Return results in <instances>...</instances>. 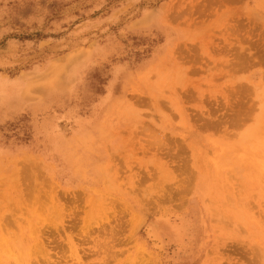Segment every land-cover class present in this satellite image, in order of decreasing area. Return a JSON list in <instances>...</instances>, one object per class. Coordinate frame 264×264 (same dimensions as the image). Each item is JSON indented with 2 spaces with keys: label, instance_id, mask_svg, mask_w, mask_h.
I'll list each match as a JSON object with an SVG mask.
<instances>
[{
  "label": "rangeland",
  "instance_id": "obj_1",
  "mask_svg": "<svg viewBox=\"0 0 264 264\" xmlns=\"http://www.w3.org/2000/svg\"><path fill=\"white\" fill-rule=\"evenodd\" d=\"M262 106L264 0H0V227L44 213L32 264H264Z\"/></svg>",
  "mask_w": 264,
  "mask_h": 264
},
{
  "label": "bare ground",
  "instance_id": "obj_2",
  "mask_svg": "<svg viewBox=\"0 0 264 264\" xmlns=\"http://www.w3.org/2000/svg\"><path fill=\"white\" fill-rule=\"evenodd\" d=\"M207 10V9H206ZM228 10V9H227ZM227 12V11H226ZM234 12V11H233ZM232 34V33H231ZM230 35V34H229ZM234 35V34H233ZM239 35V34H238ZM229 37V36H228ZM240 37V36H239ZM242 40V39H241ZM241 43H242V41H241ZM237 44V43H236ZM235 44V45H236ZM234 45V44H233ZM240 45V44H239ZM243 45V44H242ZM240 48H242V47H240ZM244 49V46H243V48L241 49V51H244V53H245V50H243ZM242 54H243V52H241ZM229 54V53H228ZM246 56V55H245ZM236 62V61H235ZM240 62V61H239ZM234 63V62H233ZM232 62L230 63V64H233ZM237 64V63H236ZM242 65H244V64H242ZM233 66V65H232ZM234 67V66H233ZM242 67V66H241ZM262 96V95H261ZM263 97V96H262ZM262 112H260L261 114L264 112L263 110H264V106H262ZM260 114V115H261ZM255 117H257V116H255ZM259 117V116H258ZM263 119V117H262V115L258 118V122H257V120L255 121V123L254 124H257V123H259V125H261L262 123H264L263 121L264 120H262ZM253 121V122H254ZM219 124V123H218ZM215 125V124H214ZM248 127H250V126H248ZM264 127V126H263ZM262 127V128H263ZM65 128V127H64ZM217 128H219V127H217ZM221 128V127H220ZM223 128H225L224 126H223ZM251 128V127H250ZM260 128V127H259ZM262 128H260V129H262ZM246 129H247V127H246ZM220 130V129H219ZM226 130V132H227V130H229V129H225ZM242 130H244V129H242ZM253 131V133L255 132V130L254 129H250L249 130V132H252ZM223 132H225L224 130H223ZM222 133V132H221ZM228 134H226L227 136L226 137H229L231 134H229L230 132H227ZM256 133V132H255ZM237 134L238 133H236V136H237ZM252 134V133H251ZM240 136V135H239ZM226 137H225V139H226ZM230 138V137H229ZM229 138H227V139H229ZM232 138V137H231ZM238 138V137H237ZM234 139V138H233ZM244 139V138H243ZM242 140V139H241ZM245 140V139H244ZM248 140V139H247ZM237 142V141H236ZM239 142V141H238ZM248 142V141H247ZM243 143V142H242ZM241 143V144H242ZM244 143H246V141H244ZM240 146H242V145H240ZM239 146V147H240ZM250 146V145H249ZM246 147V146H245ZM231 148H232V146H231ZM230 148V149H231ZM247 148H248V145H247ZM227 149V148H226ZM236 150V149H235ZM235 150H233V151H235ZM223 151V150H222ZM232 150H231V152H233ZM218 152V151H217ZM246 152V151H245ZM252 152V151H251ZM229 153V152H228ZM248 153V152H247ZM230 154V153H229ZM224 155H226L225 153H224ZM231 156H232V153L230 154ZM253 155V154H252ZM260 156V155H259ZM221 157L223 158L224 156L223 155H221ZM226 157V156H225ZM263 157V156H262ZM232 158V157H231ZM230 158V159H231ZM236 158H238L237 156H236ZM236 158H234V159H236ZM257 158V157H256ZM264 158V157H263ZM224 159V158H223ZM227 159V158H226ZM251 159H253V158H251ZM233 160V159H232ZM237 160V159H236ZM238 161H239V159H238ZM247 161V160H246ZM253 161H255L254 159H253ZM225 163V162H224ZM234 163V162H233ZM232 162H231V164H233ZM199 164V163H198ZM248 164V163H247ZM158 165H159V167L161 168V167H163L164 169H168L169 168V163L168 162H166V161H158ZM208 165V164H207ZM212 165V164H211ZM249 165V164H248ZM253 165H255V163H252L250 166H252L251 168H253ZM260 165V164H259ZM262 165V164H261ZM244 166V165H243ZM209 167V166H208ZM245 168V167H244ZM243 168V169H244ZM247 168V167H246ZM121 169V168H120ZM162 169V168H161ZM203 169V168H202ZM238 169V168H237ZM236 169V167H235V170H237ZM241 169H242V167H241ZM240 169V170H241ZM212 170V169H211ZM245 170V169H244ZM254 170V169H253ZM207 171V170H206ZM212 171H214V170H212ZM238 171L239 170H237V173H238ZM232 172V171H231ZM240 172V171H239ZM242 172V171H241ZM255 172V171H254ZM119 173H120V171H119ZM229 173H230V171H229ZM262 173V172H261ZM106 175H107V173H106ZM204 175H206V174H204ZM230 175H234V174H230ZM253 175H254V173H253ZM214 175H210L209 176V178L207 179V181H212V179L214 178L213 177ZM231 177V176H230ZM22 178H24V177H22ZM108 178V181H109V185H114V183H113V178L110 176H108L107 177ZM119 178V177H118ZM233 178H234V176H233ZM263 178H264V176H263ZM218 179V178H217ZM234 179H236V177L234 178ZM215 180H216V178H215ZM220 180V179H219ZM229 180H230V178H229ZM237 180H239L238 178H237ZM238 182V181H237ZM239 183V182H238ZM228 184V183H227ZM15 185V184H14ZM235 185H237V183L235 184ZM226 186V185H225ZM224 186V187H225ZM237 186H241V185H237ZM15 187H16V185H15ZM111 187V186H110ZM112 188V187H111ZM211 188V187H210ZM230 188H232V187H230ZM236 188H238V187H236ZM235 188V189H236ZM242 188H243V186H242ZM214 189V188H213ZM227 190V189H226ZM231 190V189H230ZM237 190V189H236ZM241 190V192H243L242 191V189H240ZM239 190H237V192H238ZM212 193V192H211ZM19 194V193H18ZM237 194V193H236ZM41 195H43V194H41ZM41 195H40V197H41ZM233 195V194H232ZM242 195V194H241ZM256 194H254V196H255ZM19 196H23V194H20ZM38 196H39V194H38ZM37 196V197H38ZM231 198H232V196L231 195H229ZM105 197H107V193H103V194H101L100 195V197L98 196V199L96 200V201H94L93 202V204H94V207H98V208H100V207H102V205H103V202H105ZM211 197V196H210ZM239 197V196H238ZM56 198H58V195H56ZM56 198H54L52 195H51V200L53 201V203H52V206H51V208H58V211L59 212H61L62 213V219L61 220H63V216H65L66 215V210L67 209H65V206H64V204L62 203V201L58 198V200L56 199ZM168 198V197H167ZM227 198H228V194H227ZM168 199H172V198H168ZM234 201H235V199L234 198H232ZM232 199H231V202H233L232 203V207H234V208H236L235 206H233L234 205V201H232ZM239 199V198H238ZM167 200V199H166ZM211 200H212V197H211ZM208 201V202H213V201ZM255 200H256V196H255ZM1 201H3V200H1ZM56 201V202H55ZM164 201V200H163ZM223 201V200H222ZM239 201H240V199H239ZM171 202H173L172 200H171ZM229 202V201H228ZM250 202H252V201H250ZM165 203H166V201H165ZM221 203V202H220ZM230 203V202H229ZM168 204V203H167ZM206 204V203H205ZM210 204V203H209ZM213 204H216L215 202L213 203ZM212 204V206H213V208L211 207L210 209H213V211H215V209H214V205ZM223 204V203H222ZM224 204L225 205H227L226 204V202H224ZM237 204V203H236ZM239 204V203H238ZM243 204H245V206L247 207V204H248V202L246 203H243ZM252 204H253V202H252ZM225 205H223V207H225ZM230 204H228V206H229ZM249 205V204H248ZM231 206V205H230ZM239 207L241 206V203L238 205ZM67 207V206H66ZM59 208H60V210H59ZM226 208V207H225ZM249 208V207H248ZM252 208H257V206L255 207L254 206V204H253V207H250L249 208V210L251 211L252 210ZM96 209V208H95ZM154 209V208H153ZM166 209V208H165ZM237 209V208H236ZM50 211H49V213L50 214H52V210L51 209H49ZM219 210H221V209H219ZM226 210V209H225ZM68 211V210H67ZM238 211V212H237ZM236 212L239 214V215H242L241 214V211H239V210H237ZM215 212H217V210L215 211ZM215 212H213V213H215ZM222 212V211H221ZM220 212H218V214H219ZM223 213H224V211H223ZM258 213V212H257ZM257 213H255L257 216H259ZM263 213V212H262ZM166 214V213H165ZM217 213L214 215V214H211L212 216H214V217H217V215H218ZM163 215V214H162ZM220 215V214H219ZM223 215H225V214H222V215H220V216H222V218H224V216ZM262 215V214H261ZM43 216H45L44 215V213H43V215H42V212H40V211H36V210H34V212H31V214L28 216L29 218H26L25 219V221H23L24 222V224H20L19 226H18V228H17V231L15 232V231H10V230H8L7 228H4V229H2L1 227H0V264H4V261H9V259L11 258V257H13V254L14 253H12V250L15 252L17 249L19 250V251H23L24 252V256H21V257H19V258H21V259H18V258H16L15 259V262H17V263H20V264H32V255H33V252H34V250L36 251V252H39L40 250H41V248L43 247L44 248V238H43V234L44 233H42V231H43V229H42V226L43 225H45L46 224V222L48 221V219L47 218H43ZM170 216V215H169ZM231 216V215H230ZM213 217V219H215ZM227 217V216H226ZM232 217V216H231ZM231 217H229V215H228V217H227V219H229V218H231ZM220 219H219V221L221 220V222H223L222 221V219H221V217H219ZM225 219V218H224ZM234 219H235V217H234ZM244 219H245V217H244ZM262 219V218H261ZM144 220V219H143ZM241 220V219H240ZM212 221H214V220H212ZM218 221V219H216L215 220V222L216 223H218V224H221V222H219ZM230 221H232V218L230 219ZM25 222H26V224H25ZM67 222H69V221H67ZM214 222V223H215ZM229 222V221H228ZM227 222V223H228ZM236 222V221H235ZM238 222V221H237ZM261 222H264V220L263 221H261ZM61 223V222H60ZM63 223V222H62ZM215 223V224H216ZM225 223V222H224ZM234 222H232V227H234V225H236V224H233ZM54 224H55V226L58 228V223L57 222H54ZM206 224V223H205ZM229 224V223H228ZM74 226V228H76L77 226H75V225H77V224H73ZM225 225L226 226H230V225H227L226 223H225ZM241 226H242V224H240ZM240 225L238 226L237 225V227H239L240 228ZM255 225V224H254ZM263 225V224H262ZM261 225V226H262ZM87 226H89V227H92L90 224L88 225L87 224ZM225 226V228H227ZM67 227V229H68V226H66ZM81 227V226H80ZM237 227H235L236 229H237ZM60 229H61V227H60ZM66 229V230H67ZM94 229V228H93ZM100 229V228H99ZM227 229H230V228H227ZM245 229V228H244ZM74 230V229H73ZM92 230V229H91ZM89 231V232H92V231ZM231 231L233 230L232 228L230 229ZM3 231H6V233H4ZM68 231V230H67ZM87 231H88V229H87ZM216 231H218V230H216ZM101 232H102V230H101ZM219 232V231H218ZM75 233V232H74ZM241 233V232H240ZM240 233H239V235H240ZM261 233V232H260ZM260 233H259V235H260ZM72 234H73V232H72ZM69 235V238H68V242H69V246H70V249H71V252L73 253V256L75 257V255H77L79 258H80V253H81V249L78 247V242L75 240L76 239V237H74L73 235ZM76 234V233H75ZM86 234V233H85ZM87 234H88V232H87ZM86 234V235H87ZM150 234V233H149ZM233 234V233H232ZM252 234V233H251ZM77 235V234H76ZM90 235V234H89ZM238 235V236H239ZM85 236V235H84ZM242 236V235H241ZM241 236H240V238H241ZM244 236H246V235H244ZM252 236V235H251ZM251 236H249V237H251ZM254 236V235H253ZM241 240V239H240ZM66 241V240H65ZM84 241H86L85 239H83L82 240V242H84ZM95 241V240H94ZM82 242H80V244L82 243ZM93 242V241H92ZM257 243V242H256ZM85 244V243H84ZM99 244H101V243H99ZM254 244V243H253ZM93 245H95V244H93ZM264 245V244H263ZM81 246V245H80ZM101 246V245H100ZM108 246H109V244L108 243H105V244H102V247H105L104 249L106 250L107 248H108ZM256 246V245H255ZM97 247L99 248V246H98V244H97ZM253 247V246H252ZM256 248H258V247H254V250L256 249ZM103 249V248H102ZM101 249V250H102ZM252 249V248H251ZM264 249V248H263ZM99 250H100V248H99ZM101 250H100V254L102 253L101 252ZM253 250V251H254ZM90 251V250H89ZM88 251V252H89ZM256 251V250H255ZM93 252V251H92ZM95 252H97L98 253V251H95ZM104 252H106V251H104ZM96 253V254H97ZM152 253V252H151ZM88 255H90V254H88ZM154 255V254H153ZM91 256V255H90ZM262 256L260 255V260L262 259V258H264V257H262ZM262 262H264V259H262L261 260Z\"/></svg>",
  "mask_w": 264,
  "mask_h": 264
}]
</instances>
